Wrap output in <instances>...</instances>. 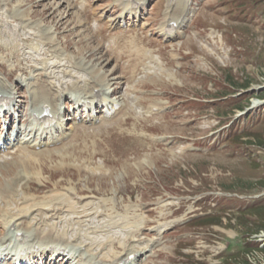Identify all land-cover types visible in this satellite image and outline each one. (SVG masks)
Segmentation results:
<instances>
[{"label":"rangeland","instance_id":"rangeland-1","mask_svg":"<svg viewBox=\"0 0 264 264\" xmlns=\"http://www.w3.org/2000/svg\"><path fill=\"white\" fill-rule=\"evenodd\" d=\"M17 1H21L23 3V6L19 7L18 4L12 0H0V78L3 79L6 84L10 86L13 84L12 80L5 78L6 72L9 78H13L18 70L25 72L26 67L28 68L29 73L23 74L22 78L28 79L30 76H33L36 79V77L40 76L39 73H41V71L43 70L42 67L44 65V62H52L53 60L55 62L57 60L56 58L52 57V52L57 55H60L61 52L70 55V57L73 58L72 61L79 59L82 60V57H88L89 59L87 60L86 64L89 66L86 68L91 67V69L93 68L92 70L94 72H100L99 74H101L105 70H110L107 77H109V75H111V79L116 77V74H114L115 66H113L112 68V64L110 63L111 60L103 55V51L100 49L99 46V40L94 44L95 47L94 45L88 47L85 54H83V48L78 47H80L85 41L89 45V42L86 39H81V41L77 45L74 44L70 45L69 47H65L64 44L60 43V39H65V37L61 33H59V29L63 25H68L67 28L71 29V26H73V24L71 25L70 21H74L75 24L81 22L77 19V16L79 17L80 14H78L77 16L69 15L71 5L67 2L68 0ZM246 1L249 5L245 8V6L247 5ZM246 1L237 0L238 8L237 11H233V14L238 13L241 9L243 11V14H245L246 12L247 15H249V12L253 13L254 10L258 7V3L261 7L264 8L263 0L251 4L250 0ZM103 2L104 1L95 2L94 0H91V7L88 9L87 12L89 17H93L94 9L97 8L98 15H103V18L105 19L106 23H108L109 19L112 18V15H109L107 12L108 7H106L105 5H108V3L104 4ZM32 3H35V5L31 6ZM155 6H160L159 8H162V0L157 1L155 3ZM156 7H153L151 9V12ZM228 8L229 7L224 5L223 11L229 13V11L227 10ZM103 10L105 11L104 13ZM14 11L28 14L30 15V17L35 16L36 18H29V20L32 23H39L42 28L49 29L51 33L50 35L52 36V41L56 43L54 45L56 46V50L53 49V47L48 49L45 46V44L49 45V38H47V36H43L45 44L39 38H34L26 44L25 42L30 39L31 36H27L24 39L25 42H22L21 38L23 35H26L25 32L27 31L24 30L19 32L18 30H16L17 26L19 25V23L16 21L11 22L10 24L7 23L6 19L9 18V15L11 14V17L14 20L21 19L23 21L19 26L20 30H23L28 26L36 29L37 24L33 25L30 22L25 21L26 19H24L22 16H19ZM71 11L76 12L77 9L74 7ZM61 14H63L64 17ZM39 15L42 16V18L44 17L46 19H42ZM104 15H107V17H104ZM231 17L234 18V16L232 15ZM231 17H229V25H226L227 27L231 28L223 29L226 30L228 34L227 44H230L236 50L234 52V55H229L228 51H224L220 54H215V56L213 57V63L207 60L208 67L210 68L209 74L217 77L214 89L212 86V82L205 83L200 80L199 75L195 74L191 76L187 72H183V79L175 77L178 81L182 83V86L173 82H169L168 85L169 87L180 92L183 96L191 97L200 95L203 98H210L214 97V95H212L213 92H216L218 95L223 96L222 92H224V90H226V86H228L227 83H225L223 80L224 77L230 80V82H235L238 84L248 81L249 86L247 91L249 93H247V95H249L250 97V103L248 108L242 110L241 112H239V110L232 112V108L227 105L223 108V110L220 111L223 114L227 113L224 115L225 119H223L225 120V123H227V121H231L232 119H236L233 124H241V130L252 125H246V120H255L256 118H260L261 121L259 125H257L252 131L261 134L264 128V102H261V100L264 99V15L260 19L262 23H258L254 26H250L248 24V20L244 17V22L241 20L236 21ZM61 19H63V22ZM1 20L4 22V25L1 24ZM48 21H50L51 23H49ZM53 23L58 29L54 26ZM87 25H91L89 18L88 24L75 27L74 32L69 30L71 32L70 35L75 36L76 38H80L77 37L76 34L83 30ZM6 30H13L15 32L12 34V32H8ZM28 30L33 32V30L29 28ZM56 35L59 38L56 37ZM94 37V33L90 35V38L94 39ZM67 42L69 44L71 41L66 40V43ZM198 43L200 46H204L209 49L210 42L206 40H201L200 42L195 41L193 42V44L189 43L193 47L194 52L196 53L195 58L200 60L203 58V55H207L202 49L199 48V46H197ZM90 44H93V41H91ZM227 48H229V46ZM19 50H21V53ZM96 51L97 53L93 54ZM90 55H92L93 57ZM14 59L16 60V62ZM18 59L20 61H18ZM68 63L66 62V64ZM19 64L24 65L26 67L20 66ZM108 65H111L109 69L106 68L108 67ZM121 65V62L119 61L117 63V66ZM202 65L203 64L201 62H198L196 67L192 64L193 69L197 70H202ZM10 68L12 69L9 71ZM55 71L57 72L55 74L56 77L51 78L50 80L57 83L60 81H64L65 87L67 86V83L72 82L75 79L74 77L66 76V72L64 73L62 69H56ZM73 74L75 76H81V73L78 72H73ZM22 81L23 80H21V83L23 84V87H25L26 83ZM47 88L50 91L51 86ZM27 94L29 95V91L27 92ZM245 98L246 95L242 94L241 99L244 100ZM23 102L25 103L26 101L23 100ZM257 103L261 105L257 106ZM29 107L30 106H28L27 108L29 109ZM189 110L190 111L188 112H182L181 110L174 112V116L171 118L172 122L170 124L165 123L161 128V132L168 134H177L182 136V138L186 137L187 140L198 139V143H195L197 145L196 149L186 150L185 152L177 154L173 153L171 150L172 153H170L169 151H166L165 153L160 152L161 156H142L144 157L143 168L141 167V171L139 174H136V170H132L130 182L145 181L147 183L146 187L148 188V195L153 197V200L156 202L164 200L160 197L163 194L168 195L169 193L174 196L190 198V200L199 198L196 200V202H194V205L196 206L194 208L195 211L207 210L211 208V211L209 212L211 216H221L220 219L213 220L218 221L220 223L218 225H199L191 227L188 226L187 231L189 232L190 237L192 239L195 238L194 247H196V250L194 251V255H191L185 260L181 259L180 263L174 262V264H191L192 261L195 260H200L201 262H209V258L211 260L217 261L219 259V257H217L218 255L222 254L224 255V257H226L228 256L230 251L237 252L240 246L245 243L246 248L248 249L243 251V253H240L239 255L235 256V258L229 259L228 262H233L234 259L237 260V262H242L243 259L247 258L250 264H264L263 251L257 249L254 246V243L260 241V235L257 237L252 235L251 238H243V235H240L237 232L238 229L245 233L244 229L248 228L247 226H242V223L240 222L241 218L238 219V217H235L237 215V211L239 208L251 203L252 201H245L226 195L220 197L221 191H236L243 194L254 192L260 194L264 193V152H257L258 144H260L259 140L263 138L262 134H259V137L257 136L258 138L255 136H249L242 137L240 140L236 141L230 138V130L227 129L226 135L223 139V136H221L222 131H220L219 127L220 124L218 123V119L216 117L217 114L212 109L205 110L201 109L200 106H195ZM242 112L245 113L240 114ZM220 118L223 117L220 116ZM125 122H128V119L125 120ZM153 122L156 123L155 121ZM126 131H128V129L124 130V134H126ZM133 132L136 135H140L139 139H142L143 134H147L146 131H143L142 127H138L137 129L133 130ZM89 133L90 131H88L87 129L77 128L75 134H73L72 137V139H75L73 143H71L65 148L55 147L61 148L60 152L52 151L53 149L46 151L48 153H43L39 161L38 159L30 160L29 157H26V152L22 151L21 157L13 155V157L9 160L3 159L1 162L8 165H0V170L3 175V178H0V182L1 180H6L7 182H9V179L10 181L15 180V178H17V174H21V182H19L20 184L18 186V192L20 193V190H22V192L20 193L21 195L19 200L22 201V204L20 206H22V208L24 207L25 209H28L30 207L34 208V206H39L37 202L28 203V200L33 199L32 197L35 196L33 193H31V190L34 188L32 183L35 180L39 179L38 173L40 172V169L42 172H44L45 165L47 166V164L45 163L46 158L49 157L50 159H55L56 157H58L60 161H63L62 159L66 160L72 157L79 158V155L76 154L77 152L88 153V148L79 147V142H77V140L80 138L87 139ZM178 139H180V137H175L173 141ZM136 141L137 138H135L133 142L135 143ZM94 143L96 146L100 145L99 142ZM176 143L177 142L172 143V145L175 146ZM174 148L176 147H173L172 149ZM18 150L22 149L19 148ZM32 152L33 154H35L37 151ZM94 154L104 155V160L108 161V158L105 156L102 150H97L94 152ZM88 157L91 158L92 153H88ZM156 157H159V159L161 160L159 163L155 161ZM130 158L131 154L129 155L127 160L116 165V170L118 171L117 180H113L111 178L108 179L107 177L112 175L105 176L106 173H104V171H101L103 173L100 172L101 175L98 176L99 182L96 183L92 180V186L96 187L97 185H99L98 190L94 188H83L86 187V182H81L80 184H82L83 187H80L79 183L75 184L74 192L86 194L89 192L100 191L101 185L106 183V181L108 182V186H111L113 183H116L120 186L129 184V178H127L126 181L124 179L125 168H123V166L130 165L131 160L133 163H135L134 161L136 160L137 162L138 159ZM86 161L87 160L81 163L79 169L84 170L90 174V170L86 169L84 166ZM63 163L64 162H58L53 164L52 166L57 167ZM36 167L38 168V170H36ZM64 167L67 168V164H65ZM148 172L151 175L149 178L145 176L148 175ZM81 176L78 174L77 177L74 179L67 177V181L64 183V186L77 181ZM90 181L91 179L88 181L89 185ZM57 182L59 186L62 181H55L52 183L50 180H45L44 183H42L38 188H43L47 186L56 187L55 184ZM23 183H25L24 187H22ZM167 188H177L180 192H168ZM96 194L98 195L88 198L90 202H93V205L95 207L100 204V200L102 198H107L111 196L105 195L104 193L101 194V192H98ZM38 195L40 199H43L42 196L44 194L38 193ZM119 195L120 194H118V196ZM78 197H82V195H78ZM52 198L55 199V197H50L49 199ZM213 198L214 201H212ZM135 199V202H139L141 199L144 200V198L137 197H135ZM261 199H256V201ZM52 201L53 200H41L40 202H47L45 203L44 209H48L52 206L60 207L57 202L53 205ZM164 201L171 202L172 199ZM24 202H26V204H23ZM214 202L216 204L212 205V203ZM32 204H34L33 207ZM189 204H191L190 201ZM143 207L148 212L151 211L149 205H144ZM41 208L43 209V206H41ZM98 209L100 210L101 208L98 207ZM84 210L86 209L84 208L82 210H79V212H82ZM256 214L258 216L264 217V211L257 212ZM42 215L45 214H41V216L39 217L41 221H43ZM113 218L118 219V215H114ZM247 218H250L251 221L255 222L256 224L259 222V220L254 216H247ZM45 220L46 223H48L46 217ZM252 222L248 223V226L252 227L254 225V223ZM97 224L98 222L95 220V218H90L89 226H97ZM119 230L120 228L115 230L113 225H107L104 227L103 233H105L106 236H110L114 233H118ZM86 231H91V229L86 228L82 231V233H85ZM89 236H91V234H89ZM97 238L103 239L104 236L99 235L97 236ZM201 244H206L205 248L201 247ZM227 244L231 246L230 249H227ZM259 246H261V244H259ZM184 249H180L179 253H183ZM173 250V247H170L168 249L170 256Z\"/></svg>","mask_w":264,"mask_h":264},{"label":"bare ground","instance_id":"bare-ground-1","mask_svg":"<svg viewBox=\"0 0 264 264\" xmlns=\"http://www.w3.org/2000/svg\"><path fill=\"white\" fill-rule=\"evenodd\" d=\"M61 20L63 22V19H61ZM49 32H50V30H49ZM50 41H51V39L49 38L48 42H50ZM95 81L99 82L100 80L97 79ZM15 86L16 87H20L18 84H16ZM97 87H98V84L92 81V83H90L88 85V89L87 90L83 89L85 94L83 96L79 97V98H76V101L78 103L79 102L84 103L88 99L92 100L98 93L95 90V88L97 89ZM0 88H2V83L1 82H0ZM14 89H16V88L13 87V88H10L9 90L0 89V101L2 100L3 95L4 94L6 95L7 92L9 94L8 97L14 98L16 96L15 95L16 92L14 91ZM48 91H49V89H48ZM2 92H4V94ZM37 92L40 93L37 98L34 95L31 94L32 95L31 97H33V101L35 102V106H37L36 108H32L31 110H35V109L41 110L40 109L41 104L43 102H46V101H41L40 102V95H46V90L38 88ZM105 98H109V96H107V97L105 96ZM20 105H23V104H20ZM21 149H23V148H21ZM41 151H49V149H42ZM16 177L17 178H15V180H11V181H10V179L9 180L7 179L9 182H7L6 180H1V182H0V203L3 202L2 205L0 204V216H1V218H0V227H2V228H0L1 229L0 230V234H1L0 241H1V243L4 244L9 239H11L13 233L9 230V227L10 226H15V231H17V229H21L22 228V226H20V224L25 222V218L29 217V219L30 218L31 219H37L38 222L39 221L41 222L40 225H37V223L33 225V228L37 232V235L35 237H33V238H30V240L32 241L33 244H35L36 243L35 239L41 237V232H42V230L44 228L43 224H46V220H45L46 216L45 215L49 214L50 212H51V216H54L55 214L59 215V212L64 211L65 207H69V206L64 204V205H59L60 207L52 206V207H50L48 209H44L45 203H47V202H43L42 203V202L38 201V202H40L42 204H39V206H37V207H35L34 204H32V207L34 206V208L30 207L28 209H25L23 207V208H20L19 211H11V208H10L11 204L13 202H16L20 198V196L17 197V195L19 193L18 192V186L20 184L19 182H21L20 180H21L22 176H21V174L19 175V173H18ZM24 185H25V183L22 184V187H24ZM55 186L56 187L58 186V182L55 184ZM51 200H53L52 202H53V205H54V203H56V201H57V198L48 199L47 201H51ZM23 204H26V202L23 203ZM41 206H43V209L41 208ZM41 214H45V215H42L43 221H41L40 218H39L41 216ZM30 228L31 227H29V229ZM24 231L25 232L28 231V228H25ZM44 233H45L44 236H43L44 239L42 238V239L39 240V243L41 245L47 244L48 243L47 240H50V235L56 234L57 231H56L55 227L50 226L49 228H47L45 230ZM66 247H67L66 245H63V250L62 251L60 250V248H57L55 251H52V255L53 254H55L57 256L59 255L60 259H62V260H64V259L68 260L69 258H72L73 255H76V252H72L71 250H67ZM145 249L146 248H144V250ZM55 252H57V253H55ZM8 253L9 252H6V254H8ZM42 254H46V250L41 248V255ZM104 261H107V260L105 258H96V261L89 262V263L90 264H104L105 263ZM110 261L112 262V264H118L119 258L116 255Z\"/></svg>","mask_w":264,"mask_h":264},{"label":"trees","instance_id":"trees-1","mask_svg":"<svg viewBox=\"0 0 264 264\" xmlns=\"http://www.w3.org/2000/svg\"><path fill=\"white\" fill-rule=\"evenodd\" d=\"M242 87H247V86H249V82L248 81H245L244 83H241L240 84ZM247 134L249 135V136H255V137H259V134L260 133H257V132H247ZM262 134V137L263 138H261L260 140H259V143L260 144H264V128H263V132L261 133ZM260 134V135H261ZM257 137V138H258ZM263 184H264V181H263ZM261 211H264V203L263 204H260V205H258V206H256V207H249L248 209H246V211L243 213L244 215H243V224L245 225V226H248V222H252L251 220H249V218H247V216H254V217H256L258 220H259V222L256 224L255 222H252V223H254V225L252 226V227H250V226H248V228L246 229V231H248V233H251L252 231H257V230H259V229H264V222H263V220H264V217L263 216H258L256 213L257 212H261ZM262 221V222H261ZM256 248L257 249H259V250H261V251H263V253H264V247H258L257 245H256ZM248 249V248H247ZM243 251H245V248L243 249ZM243 253V252H242ZM237 255H239V254H236L235 256H237ZM235 256L233 257V258H235ZM244 263H246V264H250L249 263V261H248V259L247 258H245V259H243L242 260V262H240V261H238L237 262V260H235L234 259V261L233 262H228V261H226L225 260V262H224V264H244Z\"/></svg>","mask_w":264,"mask_h":264}]
</instances>
